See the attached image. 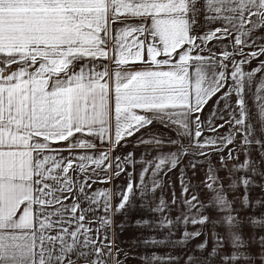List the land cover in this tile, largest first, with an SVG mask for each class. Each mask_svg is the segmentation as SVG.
<instances>
[{
  "label": "snow or ice",
  "instance_id": "obj_1",
  "mask_svg": "<svg viewBox=\"0 0 264 264\" xmlns=\"http://www.w3.org/2000/svg\"><path fill=\"white\" fill-rule=\"evenodd\" d=\"M254 188L264 0H0V264H264Z\"/></svg>",
  "mask_w": 264,
  "mask_h": 264
},
{
  "label": "rangeland",
  "instance_id": "obj_2",
  "mask_svg": "<svg viewBox=\"0 0 264 264\" xmlns=\"http://www.w3.org/2000/svg\"><path fill=\"white\" fill-rule=\"evenodd\" d=\"M130 150H131V148H123V149H121V152L127 153ZM136 155H137V158H139V150H137ZM240 159L243 160V155H241ZM177 175H178V173H177ZM220 175L223 177V176H225V173L221 172ZM172 179H173V182L176 184L177 195H179L180 189H179L178 180L176 179V175H173ZM225 183H227V181H225ZM206 191L207 190L205 189L201 192L202 198H203L204 193ZM242 191L243 190L240 189L241 194H242ZM158 195H159V193H158ZM164 195H165L166 199L170 200V198H171L170 191H165ZM232 195H233V193L229 192V198H231ZM249 195L252 199L261 198V197H264V190H261L260 188H254L250 191ZM146 215L150 216L151 214H146L143 212V210H134L128 214V218L126 221H124L123 216L117 217V222L124 221L125 226H124L123 230H121L118 227L114 228V232H115V236H116V242L113 245V256H115L116 249L119 248L121 251L119 253L118 258L123 263L125 261H128L132 264L139 263V262L142 263V261L139 259V256L145 252L155 251L157 253H163V252L168 251V249L163 248V247L146 248L142 244L133 243L134 239H137V238L143 239V238L148 237V236L153 234V233H150L149 230L146 228L137 227L134 225V221L136 219H138V218L143 219V218H145ZM173 215H175V213H173ZM156 235L159 236L160 234L156 233ZM125 253H127V255H125Z\"/></svg>",
  "mask_w": 264,
  "mask_h": 264
},
{
  "label": "crops",
  "instance_id": "obj_3",
  "mask_svg": "<svg viewBox=\"0 0 264 264\" xmlns=\"http://www.w3.org/2000/svg\"><path fill=\"white\" fill-rule=\"evenodd\" d=\"M251 66H255V62H253V64ZM160 131H164L163 129H158ZM129 140H131V138H128ZM126 148H130V147H126ZM109 185H106V184H96V185H93L94 188H105V187H108ZM116 221H117V217L114 218ZM114 228H115V225L113 226V231H114ZM109 236L111 237L112 236V231L109 232ZM115 242H116V236H115ZM105 259L108 261V264H114L113 260L108 258V257H105ZM123 264H132L128 261H125ZM135 264H143V262H139V263H135Z\"/></svg>",
  "mask_w": 264,
  "mask_h": 264
}]
</instances>
